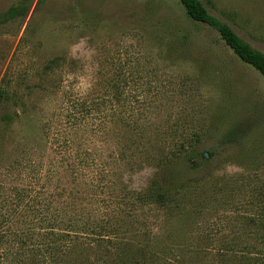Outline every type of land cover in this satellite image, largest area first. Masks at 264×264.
I'll list each match as a JSON object with an SVG mask.
<instances>
[{
  "label": "rangeland",
  "instance_id": "374dc122",
  "mask_svg": "<svg viewBox=\"0 0 264 264\" xmlns=\"http://www.w3.org/2000/svg\"><path fill=\"white\" fill-rule=\"evenodd\" d=\"M201 1L264 53V0ZM181 13L176 0H0V194L41 189L77 232L43 260L264 264V80ZM190 142L210 163L148 202L165 155ZM98 180L111 203L88 197ZM10 242L0 264L40 261Z\"/></svg>",
  "mask_w": 264,
  "mask_h": 264
},
{
  "label": "trees",
  "instance_id": "16d2710c",
  "mask_svg": "<svg viewBox=\"0 0 264 264\" xmlns=\"http://www.w3.org/2000/svg\"><path fill=\"white\" fill-rule=\"evenodd\" d=\"M178 7L181 9V14L189 23H198L212 29L218 35V39L231 51L238 63L252 68L264 80V53L257 48L251 46L244 40L232 27L228 20H224L215 14L211 13L201 0H176ZM184 39L188 41L189 35H185ZM229 70L227 71V73ZM238 79V78H237ZM230 82L227 83L229 86ZM234 86V85H233ZM236 87V86H235ZM234 89V88H233ZM236 90V89H234ZM121 115H132L125 107H121ZM125 124L129 125V120L124 119ZM199 152V154H197ZM214 154L212 149H206L203 152L197 148L194 143H189L188 146L181 145L165 155L164 167L159 171V175L151 179L145 195L150 203H165L167 197L179 187L186 184L187 180L183 174H190L197 171L201 166L210 163ZM176 158V159H175ZM173 161V162H169ZM85 166L90 168L95 167L97 174L103 172L101 165H96L93 160L91 164L84 162ZM93 166V167H92ZM158 171L155 172V175ZM93 192L89 194V198L93 202L106 204L111 203L114 198H106L110 193L108 186L104 182L97 181L93 185ZM78 193V192H74ZM98 194V195H97ZM102 196H100V195ZM51 196V194H48ZM74 201L82 199L72 196ZM52 198L42 194L41 189L30 187H15L11 189L6 196L0 194V243L10 242L16 245L17 249H25L31 252L32 257L40 258L37 264H55L54 257L51 258V263L43 260L49 251L55 247V241L59 239H70L75 237L73 222L68 221L65 224L66 228L58 227L57 222L60 220L59 214L50 209ZM146 201V200H145ZM3 207H5L3 209ZM18 207L24 208L22 216H27L28 220L24 221V227L20 230L12 229L11 225L16 216ZM12 208V210H9ZM51 210V211H48ZM19 218V217H18ZM61 221V220H60ZM93 221V220H92ZM21 222V220H19ZM31 223V224H30ZM5 227V228H4ZM100 225L91 230H98ZM100 229V228H99ZM102 229V228H101ZM69 231H72L69 233ZM98 235H100L98 233ZM100 237V236H98ZM76 238V237H75ZM68 243L62 245L61 249L68 248ZM12 249V248H10ZM23 256L21 252H15L14 258ZM9 259V258H8ZM16 259H12L11 264L15 263Z\"/></svg>",
  "mask_w": 264,
  "mask_h": 264
}]
</instances>
